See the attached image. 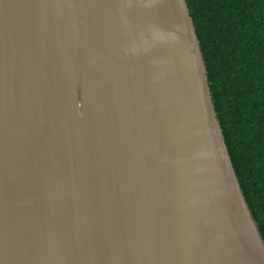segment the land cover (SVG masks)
Wrapping results in <instances>:
<instances>
[{"label":"water","instance_id":"95a60500","mask_svg":"<svg viewBox=\"0 0 264 264\" xmlns=\"http://www.w3.org/2000/svg\"><path fill=\"white\" fill-rule=\"evenodd\" d=\"M0 264H264L187 0H0Z\"/></svg>","mask_w":264,"mask_h":264},{"label":"trees","instance_id":"16d2710c","mask_svg":"<svg viewBox=\"0 0 264 264\" xmlns=\"http://www.w3.org/2000/svg\"><path fill=\"white\" fill-rule=\"evenodd\" d=\"M240 184L264 238V0H187Z\"/></svg>","mask_w":264,"mask_h":264}]
</instances>
